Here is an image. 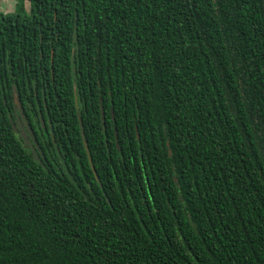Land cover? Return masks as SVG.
Masks as SVG:
<instances>
[{
	"label": "trees",
	"instance_id": "obj_1",
	"mask_svg": "<svg viewBox=\"0 0 264 264\" xmlns=\"http://www.w3.org/2000/svg\"><path fill=\"white\" fill-rule=\"evenodd\" d=\"M27 1L0 10V264H264V0Z\"/></svg>",
	"mask_w": 264,
	"mask_h": 264
},
{
	"label": "rangeland",
	"instance_id": "obj_2",
	"mask_svg": "<svg viewBox=\"0 0 264 264\" xmlns=\"http://www.w3.org/2000/svg\"><path fill=\"white\" fill-rule=\"evenodd\" d=\"M20 1H22L25 4V6L28 8L27 0H0V10H3L5 12L13 10L16 8V6ZM15 129L17 133L30 144L28 139V133L25 130H23V126L20 122H17V124L15 125Z\"/></svg>",
	"mask_w": 264,
	"mask_h": 264
},
{
	"label": "water",
	"instance_id": "obj_3",
	"mask_svg": "<svg viewBox=\"0 0 264 264\" xmlns=\"http://www.w3.org/2000/svg\"><path fill=\"white\" fill-rule=\"evenodd\" d=\"M15 102L18 103L17 99H15ZM79 124H80L81 135H82V138H83V144H84V147L86 149V153L88 155V160H89L90 165H91V167H92V169L94 171V167L92 165V159H91V157L89 155V150H88V146H87V143H86V139H85V135H84V131H83V126H82L80 118H79Z\"/></svg>",
	"mask_w": 264,
	"mask_h": 264
}]
</instances>
